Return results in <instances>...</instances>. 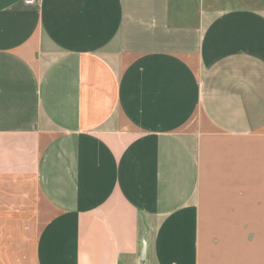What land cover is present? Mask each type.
I'll list each match as a JSON object with an SVG mask.
<instances>
[{
  "label": "crops",
  "instance_id": "obj_1",
  "mask_svg": "<svg viewBox=\"0 0 264 264\" xmlns=\"http://www.w3.org/2000/svg\"><path fill=\"white\" fill-rule=\"evenodd\" d=\"M232 2L0 0V246L264 264V6Z\"/></svg>",
  "mask_w": 264,
  "mask_h": 264
},
{
  "label": "rangeland",
  "instance_id": "obj_2",
  "mask_svg": "<svg viewBox=\"0 0 264 264\" xmlns=\"http://www.w3.org/2000/svg\"><path fill=\"white\" fill-rule=\"evenodd\" d=\"M224 2L230 1L233 3V0H222ZM198 2V0H197ZM234 3H240L243 5H251V6H264V0H234ZM48 206L44 203V221L47 220L49 216L48 212ZM18 220L12 219L11 223L13 224L14 230L11 228V233H10V228L7 227V236H5L4 240L6 241L5 246H0V255L2 256V260L4 264H31L30 260H26L23 253L20 252L17 249L11 248L9 243L14 240L15 238L17 239L16 242H18L19 234H18V228L15 226L18 225ZM9 223V222H8ZM21 255H22V260H21Z\"/></svg>",
  "mask_w": 264,
  "mask_h": 264
},
{
  "label": "built area",
  "instance_id": "obj_3",
  "mask_svg": "<svg viewBox=\"0 0 264 264\" xmlns=\"http://www.w3.org/2000/svg\"><path fill=\"white\" fill-rule=\"evenodd\" d=\"M36 0H26L27 3H31V2H34Z\"/></svg>",
  "mask_w": 264,
  "mask_h": 264
}]
</instances>
